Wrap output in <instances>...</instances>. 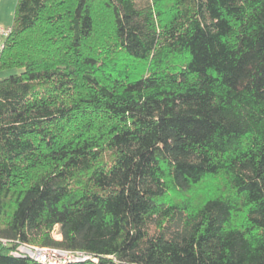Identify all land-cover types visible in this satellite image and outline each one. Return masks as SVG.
Masks as SVG:
<instances>
[{"label": "trees", "instance_id": "obj_1", "mask_svg": "<svg viewBox=\"0 0 264 264\" xmlns=\"http://www.w3.org/2000/svg\"><path fill=\"white\" fill-rule=\"evenodd\" d=\"M12 29L0 238L75 264H264V0H18Z\"/></svg>", "mask_w": 264, "mask_h": 264}, {"label": "built area", "instance_id": "obj_2", "mask_svg": "<svg viewBox=\"0 0 264 264\" xmlns=\"http://www.w3.org/2000/svg\"><path fill=\"white\" fill-rule=\"evenodd\" d=\"M12 31V27L0 25V60ZM0 245L2 247H12L11 254L14 257L28 258L41 264H75L89 259V256L82 252L40 247L5 238H0Z\"/></svg>", "mask_w": 264, "mask_h": 264}, {"label": "rangeland", "instance_id": "obj_3", "mask_svg": "<svg viewBox=\"0 0 264 264\" xmlns=\"http://www.w3.org/2000/svg\"><path fill=\"white\" fill-rule=\"evenodd\" d=\"M105 22H106L105 17H103L102 21L101 20L98 21L97 38L98 36L103 37L106 34ZM0 73H1L0 79H4L9 75H11L12 73H14V71L3 70ZM222 185H223L222 180H214L202 184L201 186L197 187L187 195H181L179 193H175L172 191L170 200L174 203L189 202L194 206H198L206 199L208 195L214 194V192H216L217 190L219 191V189L222 188L221 187ZM55 237L56 239L59 240L61 239V237L58 234H56Z\"/></svg>", "mask_w": 264, "mask_h": 264}, {"label": "crops", "instance_id": "obj_4", "mask_svg": "<svg viewBox=\"0 0 264 264\" xmlns=\"http://www.w3.org/2000/svg\"><path fill=\"white\" fill-rule=\"evenodd\" d=\"M17 2L18 0H0V25L12 27Z\"/></svg>", "mask_w": 264, "mask_h": 264}]
</instances>
